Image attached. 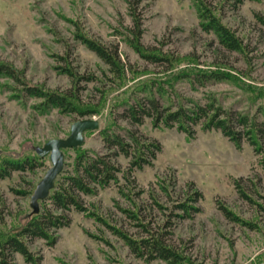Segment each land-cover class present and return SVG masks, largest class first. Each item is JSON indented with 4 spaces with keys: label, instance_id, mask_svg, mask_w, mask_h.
Instances as JSON below:
<instances>
[{
    "label": "rangeland",
    "instance_id": "1",
    "mask_svg": "<svg viewBox=\"0 0 264 264\" xmlns=\"http://www.w3.org/2000/svg\"><path fill=\"white\" fill-rule=\"evenodd\" d=\"M129 1L0 0V63L19 71L27 85L61 92L77 87L80 109L96 111L81 116L44 110L40 99L25 95L22 84L0 75L2 153L23 155L51 139L66 138L72 124L82 119H96L100 125L85 134L82 148L91 154L108 152L100 131L109 127L126 138L133 131L161 146L152 166L133 173L127 170L130 159L117 156L122 171L118 182L96 196H83L87 211L69 213L70 224L55 232L54 245L34 240L30 250L41 257V264H171L135 257L108 226L139 237L149 234L146 225L154 233L165 231L182 257L176 264H264V168L254 148L247 142L238 148L218 130L198 127L191 139L176 128H155L149 119L130 125L116 113L124 97L139 94V83L155 80L167 88L166 97L160 98L163 103L178 106L215 99L227 110L264 121V25L259 20L264 19V0H203L242 41L243 52L226 50L213 32L202 28L194 0H143L142 43L170 57V63H151L127 44L132 27ZM79 36L117 51L123 78H115ZM67 67L76 75L75 84ZM187 70H221L234 78L172 79ZM68 155L65 162L71 163L75 154ZM50 167L47 155L42 167L0 181V231L26 223L31 197ZM191 189L202 195L199 211L189 218L173 214ZM221 206L249 224L229 221ZM7 263L30 264L19 253Z\"/></svg>",
    "mask_w": 264,
    "mask_h": 264
},
{
    "label": "trees",
    "instance_id": "2",
    "mask_svg": "<svg viewBox=\"0 0 264 264\" xmlns=\"http://www.w3.org/2000/svg\"><path fill=\"white\" fill-rule=\"evenodd\" d=\"M243 1L236 0L238 3ZM142 2L143 0H130L128 2L132 27L126 42L141 58L151 63L166 61L170 63L172 60L170 57L150 51L142 43L144 23L143 15L139 10ZM194 2L202 28L213 32L223 48L237 52L245 50L237 35L218 18L203 0H194ZM259 20L264 25V19L260 18ZM79 39L108 65L115 78L120 80L123 78L125 68L117 51H112L104 44L85 36H79ZM65 70H68L70 76L74 78L73 83L75 84L76 75L68 67ZM194 71L187 70L173 74L172 79L191 78L193 75L200 82L209 79L233 80L234 78L230 73L221 70ZM0 75L22 84V91L25 95L40 99V108L44 110L53 108L65 113H78L81 116L92 115L96 112L95 110L83 111L80 109L77 87L70 91L61 92L27 85L20 81L19 71L4 63H0ZM90 78L87 77V80H91ZM137 88L139 94L124 97L120 106L122 107L121 111L116 112L122 120L127 121L130 125L140 126L149 119L155 128H176L191 139L196 135L198 127L204 131L218 130L238 148L243 143H249L259 157L260 165L264 168V121H260L256 116H251L248 113L232 109L227 110L215 99L204 104L194 101L178 106L163 103L160 98L166 97L167 88L155 80L143 81L137 85ZM89 133L92 131L86 132V134ZM129 133V138H126L111 127L100 131L105 148L108 150L106 154H91L88 150L83 149V146L63 150L67 159L70 151L74 152L75 155L71 163L65 162L64 170L57 177L55 187L50 192L49 197L40 201L37 209L32 208L23 226L5 232L0 231V264H8V259L13 253L21 254L30 264H41V257L35 256L30 250V242L45 240L48 244L54 245L56 242L55 232L70 224L69 213L72 210L81 213L87 211L82 200L83 196H96L100 191L117 183L118 175L122 172L115 161L117 156L123 155L130 159L128 173L153 165L158 152L161 150L160 144L154 141H144L133 131H129ZM39 147L42 146H36L31 152L17 156L4 154L0 151V181L9 178L14 172L33 171L42 167L47 156L39 155L37 152ZM66 166L69 167L68 170ZM239 193L242 197L248 198L244 191ZM201 198L202 195L199 191H192V189L187 191L182 200L175 205L173 214L177 216L180 214L181 218L192 217L199 211L197 203ZM177 210L180 213H177ZM219 210L229 221L244 225L249 224L225 206L219 207ZM132 214L136 218V213ZM108 226L114 235L123 240L137 258L159 259L171 264H176L182 259L176 248L168 243L165 231L160 230L154 233L148 230L146 225H143L144 232L149 234L134 237L110 224Z\"/></svg>",
    "mask_w": 264,
    "mask_h": 264
},
{
    "label": "water",
    "instance_id": "3",
    "mask_svg": "<svg viewBox=\"0 0 264 264\" xmlns=\"http://www.w3.org/2000/svg\"><path fill=\"white\" fill-rule=\"evenodd\" d=\"M99 122L96 119H82L72 124L70 135L66 138H55L47 141L42 147L37 148L40 156L49 155L51 167L45 173L43 179L37 184L31 197V208L37 209L40 201L46 200L55 187L57 177L65 167L64 149H76L82 147L85 142V134L88 131H98Z\"/></svg>",
    "mask_w": 264,
    "mask_h": 264
}]
</instances>
